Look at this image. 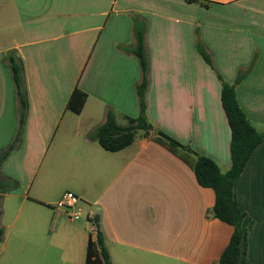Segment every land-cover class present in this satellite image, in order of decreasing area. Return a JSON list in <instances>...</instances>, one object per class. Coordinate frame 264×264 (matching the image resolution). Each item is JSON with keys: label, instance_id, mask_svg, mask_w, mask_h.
Masks as SVG:
<instances>
[{"label": "crops", "instance_id": "1", "mask_svg": "<svg viewBox=\"0 0 264 264\" xmlns=\"http://www.w3.org/2000/svg\"><path fill=\"white\" fill-rule=\"evenodd\" d=\"M136 16L147 23L152 131L145 137L139 130L131 145L112 153L93 134L110 111L123 128L140 115L142 70L123 49L135 47ZM9 54L23 67L27 109L19 142L1 166L16 188L3 195L0 264L50 257L86 264L94 219L113 264H219L234 228L214 217L215 192L151 137L162 131L227 173L223 83L235 87L247 119L264 133V0H0V153L20 126ZM75 88L87 94L80 114L67 109ZM67 191L81 198L84 226L55 208ZM236 196L248 229L240 264H264V141Z\"/></svg>", "mask_w": 264, "mask_h": 264}, {"label": "trees", "instance_id": "2", "mask_svg": "<svg viewBox=\"0 0 264 264\" xmlns=\"http://www.w3.org/2000/svg\"><path fill=\"white\" fill-rule=\"evenodd\" d=\"M133 23L134 37L136 40L135 47H124L123 49L138 58L142 70V82L137 87L140 98V115L135 119L129 118L128 127L123 128L116 123L113 113L110 111L106 123L98 127L93 134L94 139L99 142L102 148L112 153L119 152L131 145L139 130L144 132L145 137H150L152 131V125L148 122L147 118L145 97L149 86L150 73V62L145 39L147 23L143 17L138 16L133 18ZM197 48L206 63L214 67L211 57L204 51L200 43H198ZM8 60L16 85L21 113L20 126L15 142L0 153V216L4 193L16 188L14 181L6 179L1 175V166L19 142L27 109L23 67L18 58L13 54L8 55ZM252 68L253 63L246 72L239 74L237 83L242 81ZM86 99L87 94L75 88L68 101L67 109L76 114H80L84 108ZM221 102L231 129L230 151L232 167L227 173H222L212 159L198 155L190 147L182 145L162 131H156L155 135L151 138L189 163L194 171L198 184L204 188H210L215 192L214 217L234 228L230 242L220 257L219 264H240L247 257L248 229L243 228L246 214L239 207L236 186L253 152L264 141V133L257 131L247 119L238 103L236 90L233 85L223 83ZM189 159H191V162ZM93 222L96 225L97 231L94 238L93 236L89 238L86 264H113L105 244L103 232L99 227V220L94 219ZM3 235L4 232L0 228V241H2Z\"/></svg>", "mask_w": 264, "mask_h": 264}, {"label": "built area", "instance_id": "3", "mask_svg": "<svg viewBox=\"0 0 264 264\" xmlns=\"http://www.w3.org/2000/svg\"><path fill=\"white\" fill-rule=\"evenodd\" d=\"M81 198L72 191H67L56 203L55 208L64 210L70 220H80L83 217V208L80 206Z\"/></svg>", "mask_w": 264, "mask_h": 264}, {"label": "rangeland", "instance_id": "4", "mask_svg": "<svg viewBox=\"0 0 264 264\" xmlns=\"http://www.w3.org/2000/svg\"><path fill=\"white\" fill-rule=\"evenodd\" d=\"M60 187H62L61 189H67V188H69L68 187V185L66 184V183H63V185H61ZM56 190V189H55ZM56 192V191H55ZM55 192H53V193H51V196L49 197V198H47V199H49V200H51V199H55V197L57 196V195H55ZM59 201V200H58ZM57 201V202H58ZM47 208H49L50 210H52V212H53V210H54V208H52V207H47ZM62 211H64V210H62ZM65 212V211H64ZM86 218L85 217H83V218H81L79 221H77V224H80L81 226H84L85 224H86ZM17 227L15 228V230L14 229H12V230H10V228L7 230V239L9 240L10 238H12L13 237V235L12 234H15L16 233V231H17ZM30 240H31V238H30ZM58 244H61V242H58ZM65 259L67 260V261H69L70 260V258H69V256H65ZM57 263V259H55V258H52V257H50V258H48V259H35L34 261H32L31 262V264H56ZM16 264H21V262L20 261H18ZM58 264H59V262H58Z\"/></svg>", "mask_w": 264, "mask_h": 264}]
</instances>
